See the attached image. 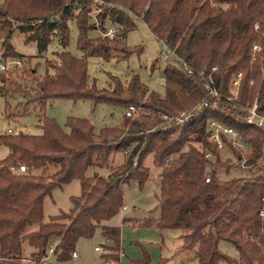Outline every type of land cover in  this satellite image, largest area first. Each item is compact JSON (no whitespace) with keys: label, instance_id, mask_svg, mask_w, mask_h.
Masks as SVG:
<instances>
[{"label":"trees","instance_id":"16d2710c","mask_svg":"<svg viewBox=\"0 0 264 264\" xmlns=\"http://www.w3.org/2000/svg\"><path fill=\"white\" fill-rule=\"evenodd\" d=\"M136 17L172 52L163 69L164 94L149 89L137 73L124 80L111 75L105 88L90 81L88 57L123 59L142 50L125 40ZM72 19L81 56L65 49ZM109 25L116 27L112 38L90 34ZM16 29L25 43H35V55L15 50ZM53 36L64 49L37 73L39 62L32 61ZM14 55L23 65L0 73V93L20 101L16 110L6 101L4 114L14 119L38 111L42 132L0 133V146L8 148L0 159V264H52L43 258L53 241L55 261H68L78 239L96 229L110 238L111 250L119 249L120 227L107 220L123 207L125 188L141 187L149 178L148 154L160 169L159 215L146 217L143 225L181 230L180 248L195 247L197 264H264V129L247 122L254 104L264 116V0H2L0 58ZM236 72L242 75L234 97L230 86ZM64 97L120 106L123 121L96 129L87 118L68 115L64 130L42 113L53 99ZM130 105L148 114L126 116ZM211 119L242 134L245 152L230 143L226 149L237 160L244 156L250 167L220 159L221 150L208 140ZM117 151L124 154L122 163L105 175L86 174ZM11 163H23L26 170L14 172ZM231 169L241 174L220 177ZM73 179L80 193L70 197L69 210L44 221V197ZM32 224L36 229L26 231ZM24 240L33 248L28 260L21 256ZM219 240L232 243L237 258L219 249Z\"/></svg>","mask_w":264,"mask_h":264},{"label":"rangeland","instance_id":"374dc122","mask_svg":"<svg viewBox=\"0 0 264 264\" xmlns=\"http://www.w3.org/2000/svg\"><path fill=\"white\" fill-rule=\"evenodd\" d=\"M97 8L91 14L95 18ZM96 26H99L97 20ZM136 26L130 30L125 40L130 46H141L140 52H134L129 57L116 59L114 57L102 58L90 56L87 58V72L90 81L97 88L109 86L110 76L114 75L124 80L128 74L137 73L140 80L145 83L149 89L160 94H164L163 69L165 64L172 59L171 53L163 41L155 38L149 31L146 24L140 19L135 18ZM70 38L65 47L75 56H81L82 52L77 48V27L75 21L69 20ZM91 35L101 34L99 30H91ZM24 33L16 29L11 36V43L16 51L24 55H35L36 45L34 42L25 43ZM64 49L53 36L52 41L42 52V56L35 57L32 62H39L37 73H43L45 69V60L54 59L57 51ZM168 56H164V53ZM235 88L232 84L230 91L235 96ZM6 101L10 103L14 110L16 104L20 101L18 96L4 97L0 93V133H16L21 131L26 134H40L38 111L22 114L14 119H8L4 114ZM15 106V107H14ZM30 109V106L28 107ZM22 110L21 107L18 108ZM45 115L56 119L58 124L67 130L65 120L68 115L87 118L96 129L104 126H120L123 121L124 109L120 106L100 102L94 103L90 99H72L56 98L47 104L42 111ZM10 129V131H9ZM8 153L6 146H0V159ZM230 158L236 162L233 153L228 149L220 152V159L223 161ZM124 159L123 152L117 151L110 155L107 163L102 167L91 166L86 174L92 175L98 173L105 175L112 166L119 165ZM144 164L149 168V178L139 187L132 184L125 188L123 207L118 213L112 216L107 223L120 227V249L123 253L121 264H142L147 260V264H197L196 248L181 249L182 244L179 229H158L143 225L146 217L159 215V209L156 207L159 195L160 169L153 164L152 155L148 154ZM35 172H39L36 170ZM241 174V171L231 169L229 173L222 171L221 178H228L232 175ZM80 193V183L73 179L61 187H55L51 194L46 195L43 200L44 221H49L60 211H68L71 207L70 197ZM37 224H32L26 228V231L36 229ZM103 239L99 229H96L91 237H81L78 239L75 251L78 257L64 262H56L54 256H49L47 262L52 264H102L103 259L100 254L94 251L93 246L98 245ZM218 248L230 257L237 258L238 252L235 246L226 241L219 240ZM26 240L22 243L21 256L28 260L31 251ZM144 264V263H143ZM227 264V263H222Z\"/></svg>","mask_w":264,"mask_h":264},{"label":"built area","instance_id":"2783aa9c","mask_svg":"<svg viewBox=\"0 0 264 264\" xmlns=\"http://www.w3.org/2000/svg\"><path fill=\"white\" fill-rule=\"evenodd\" d=\"M2 1V0H0ZM116 27L114 25H109L107 30L104 32H101V34L109 36L110 38L115 36ZM252 50L255 52L259 50L258 44H254L252 47ZM169 53H172L168 50ZM164 56H168L167 53H164ZM23 65V59L21 56H8L6 58H0V73L18 69ZM241 72H236L232 79V85L237 88L239 85V81L241 79ZM209 92L212 94H216V91L213 88H209ZM237 94V90L235 91V96ZM234 96V97H235ZM203 105H207V102L204 101ZM144 114H148L143 108L140 106H134L130 105L125 109V115L126 116H142ZM163 118H167L166 115H163ZM247 122L255 124L258 127H261L264 129V116L258 115L256 112V105L254 104L249 109V115L247 117ZM208 129H209V135L208 140L212 143L216 144L217 149L223 150L226 148L227 143H230V146L232 148L238 149L241 152H245L247 150V145L244 142L243 136L240 132L235 130L234 128L230 126H226L216 120H209L208 121ZM10 131V129H9ZM205 157L210 158L211 152L207 150L205 152ZM239 163L241 167H250V165L247 164L245 157L243 156L240 160H236V163ZM10 169L14 172H23L26 170V166L23 163H11ZM209 180V176L206 177V181ZM56 241H53L48 244L47 247V254L43 258V260L47 261L49 256H53V251L55 247ZM111 240L107 236H103V239L98 245H94L93 249L94 251L98 252L100 256L103 259L102 264H121L123 253L121 249L117 250H111L110 248ZM78 256L77 252L74 250L71 254V258L75 259ZM74 264V263H73Z\"/></svg>","mask_w":264,"mask_h":264},{"label":"crops","instance_id":"0c3cea01","mask_svg":"<svg viewBox=\"0 0 264 264\" xmlns=\"http://www.w3.org/2000/svg\"><path fill=\"white\" fill-rule=\"evenodd\" d=\"M77 257H78V256H77ZM77 257H76V258H77Z\"/></svg>","mask_w":264,"mask_h":264}]
</instances>
